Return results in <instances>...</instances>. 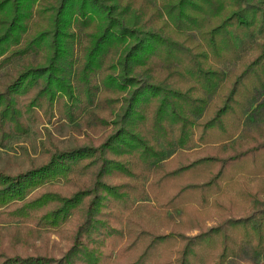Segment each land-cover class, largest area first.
<instances>
[{
  "label": "trees",
  "instance_id": "1",
  "mask_svg": "<svg viewBox=\"0 0 264 264\" xmlns=\"http://www.w3.org/2000/svg\"><path fill=\"white\" fill-rule=\"evenodd\" d=\"M19 57L0 123L30 91L29 117L99 130L0 169V264L264 261V0H0V66ZM147 175L163 230L126 233ZM71 214L60 254L29 240Z\"/></svg>",
  "mask_w": 264,
  "mask_h": 264
},
{
  "label": "rangeland",
  "instance_id": "2",
  "mask_svg": "<svg viewBox=\"0 0 264 264\" xmlns=\"http://www.w3.org/2000/svg\"><path fill=\"white\" fill-rule=\"evenodd\" d=\"M23 60L24 57H19L0 66V92H5L7 84L15 78L16 70L20 67ZM40 85L41 83H38L36 88H39ZM32 93L29 91L28 94L17 95L16 98L17 105L22 108L19 119L24 123L25 127L23 129L21 127L14 129L13 125L8 122L0 123V169L6 172L15 173L25 170L32 164L41 161L45 157L43 153L44 147H50L49 143L56 145L59 149L73 147L76 143L83 140L86 133L93 134L99 130V127L94 126L97 121L93 113L89 111L85 115L83 113L76 115L74 120L71 121L64 117L62 111L56 108V106L48 107L45 115L40 114L37 107H34V112L39 114L34 116V118L29 117L32 115L27 110H24V105H27ZM150 177L151 175H147L137 180L131 179L143 193L140 196H136L135 193L133 194L135 202L134 214L126 215L122 222H120L126 233L128 230H131L134 235L142 226H151L154 228V231L159 232L163 230L160 225L162 222V212L156 208L151 209V205L155 204V200L146 188ZM54 183L63 185V180L54 181ZM33 191L28 193L26 198ZM72 218L73 214L67 217V220L58 228L46 227L39 230L41 233L39 235L37 233L34 234L32 237H29V240L39 243L44 234L48 237L50 244L56 246V248L59 247L57 254H60L67 242L66 235L72 226ZM138 219L141 223H139L140 225L137 223ZM28 223L32 224L31 222ZM132 238L133 236H129L128 241H131ZM263 262V259H260L259 264H263ZM201 264H206L203 258Z\"/></svg>",
  "mask_w": 264,
  "mask_h": 264
}]
</instances>
